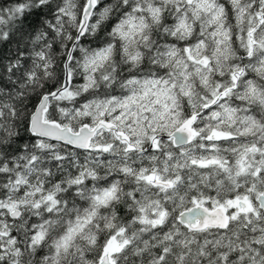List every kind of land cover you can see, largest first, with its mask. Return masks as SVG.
<instances>
[{
	"label": "snow or ice",
	"instance_id": "obj_1",
	"mask_svg": "<svg viewBox=\"0 0 264 264\" xmlns=\"http://www.w3.org/2000/svg\"><path fill=\"white\" fill-rule=\"evenodd\" d=\"M0 264H264V0L0 4Z\"/></svg>",
	"mask_w": 264,
	"mask_h": 264
},
{
	"label": "trees",
	"instance_id": "obj_2",
	"mask_svg": "<svg viewBox=\"0 0 264 264\" xmlns=\"http://www.w3.org/2000/svg\"><path fill=\"white\" fill-rule=\"evenodd\" d=\"M12 3V0H0V4H4L5 6ZM254 74L250 75L249 78H253Z\"/></svg>",
	"mask_w": 264,
	"mask_h": 264
},
{
	"label": "flooded vegetation",
	"instance_id": "obj_3",
	"mask_svg": "<svg viewBox=\"0 0 264 264\" xmlns=\"http://www.w3.org/2000/svg\"><path fill=\"white\" fill-rule=\"evenodd\" d=\"M237 103H239V102H237Z\"/></svg>",
	"mask_w": 264,
	"mask_h": 264
}]
</instances>
